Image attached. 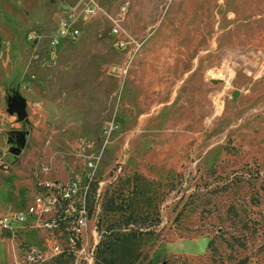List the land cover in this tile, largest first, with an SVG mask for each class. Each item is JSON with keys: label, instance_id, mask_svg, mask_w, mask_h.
Instances as JSON below:
<instances>
[{"label": "rangeland", "instance_id": "1", "mask_svg": "<svg viewBox=\"0 0 264 264\" xmlns=\"http://www.w3.org/2000/svg\"><path fill=\"white\" fill-rule=\"evenodd\" d=\"M95 1L0 0V216L43 167L101 195L94 260L19 230L0 264H264V0Z\"/></svg>", "mask_w": 264, "mask_h": 264}, {"label": "built area", "instance_id": "2", "mask_svg": "<svg viewBox=\"0 0 264 264\" xmlns=\"http://www.w3.org/2000/svg\"><path fill=\"white\" fill-rule=\"evenodd\" d=\"M98 12L99 5L95 0H83L78 17H94ZM75 19L67 16L60 20V30L52 46H58L64 39L74 41L80 36L74 25ZM121 34L120 21H114L113 35L118 37ZM126 44V41H120V46ZM88 170L85 175L64 182L46 178L48 168L43 167L36 176L34 195L26 209L0 216V235H15L19 230L61 233L60 236L66 237V248L56 243L52 247L53 254L94 260L100 241L95 219L100 213L101 195L99 189L93 191L96 173L92 162L88 164ZM37 257L34 249L27 254L29 261H36Z\"/></svg>", "mask_w": 264, "mask_h": 264}, {"label": "water", "instance_id": "3", "mask_svg": "<svg viewBox=\"0 0 264 264\" xmlns=\"http://www.w3.org/2000/svg\"><path fill=\"white\" fill-rule=\"evenodd\" d=\"M11 153L13 155H19L20 154V150L19 149H12Z\"/></svg>", "mask_w": 264, "mask_h": 264}]
</instances>
